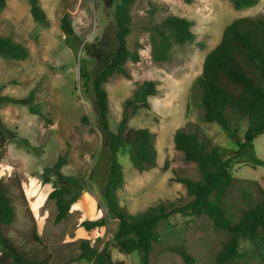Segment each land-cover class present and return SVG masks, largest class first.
Instances as JSON below:
<instances>
[{"label": "rangeland", "instance_id": "rangeland-1", "mask_svg": "<svg viewBox=\"0 0 264 264\" xmlns=\"http://www.w3.org/2000/svg\"><path fill=\"white\" fill-rule=\"evenodd\" d=\"M49 22L41 27L33 22L28 0H6L0 12V37L8 36L24 46L28 56L23 61L0 57V179L19 182L11 189L15 198L16 221L9 236L23 245L24 235L36 227L42 244L50 254V264H90L77 260L81 240L100 250L112 240L116 221L84 230L81 223L97 221L104 216L100 188L107 172L102 135L97 127L93 100L81 90L79 67L84 64L92 74L99 71L116 50L113 13L119 0H39ZM131 30L126 39L129 51H137L139 62L124 65L126 77L118 75L104 85L107 93L109 122L114 129L124 103L137 84L149 81L155 94L148 99L149 109L139 111L129 123L127 141L138 130L146 129L153 136L157 164L146 172L131 165L124 145L117 157L122 166L123 185L117 190L119 204L136 215L159 204L168 211L180 210L190 198L175 181L177 177L199 178L195 163L186 162L174 147V134L179 129L195 131L210 146L234 149L233 142L214 123L203 120V111L195 89L206 55L215 49L224 29L237 19L264 16V0L247 9L236 11L227 0H134L131 9ZM68 15L74 30L71 43L59 28V21ZM176 16L190 22L192 43L173 45L166 61L152 59L150 28L166 17ZM32 105L42 114L30 113ZM86 118L87 124L82 123ZM245 125L238 126L242 135ZM254 154L264 160V135L254 142ZM60 155L67 163L62 172L80 175L87 181L85 189L70 207L67 217L54 223L56 209L48 199L50 184L41 183V172L52 166ZM230 174L238 182L227 199L232 210L238 207L241 190L252 189L253 182L264 177L263 167H252L245 159L231 164ZM92 176L93 179H87ZM157 242L152 245L149 264H186L168 250L183 246L192 258L191 264H214L226 235L214 230L208 217L176 212L159 222L155 229ZM114 261L141 264V253L123 254L112 250ZM237 264H257L258 252L251 242L242 239Z\"/></svg>", "mask_w": 264, "mask_h": 264}, {"label": "trees", "instance_id": "trees-1", "mask_svg": "<svg viewBox=\"0 0 264 264\" xmlns=\"http://www.w3.org/2000/svg\"><path fill=\"white\" fill-rule=\"evenodd\" d=\"M182 1L190 4L194 0ZM227 1L234 10L239 11L255 6L259 0ZM133 2L119 0L115 6L113 22L116 50L107 63L94 74L84 64L79 67L81 90L93 100L107 160V172L100 188L104 216L97 221H84L81 227L89 231L114 220L116 230L112 240L107 241L100 250L93 248L89 241L81 240L77 260L90 264H126L112 259L111 252L115 249L126 255L140 252L141 264H149L152 245L157 242V225L176 211L197 217L204 215L211 221L214 230L226 235L225 242L214 256V264L239 263L242 239L251 242L257 250V264H264V177L259 182H253L252 189L241 190L236 210H231L227 205V199L238 182L229 172L231 164L245 159L252 167L264 168V160L254 154L255 140L264 135V16L244 17L228 25L219 45L206 55L201 74L195 82L203 120L216 124L235 148L210 146V142L200 139L195 131L177 130L173 138L175 149L182 153L186 162L195 163L199 173L197 180L186 177L175 179L190 201L180 210L168 211L159 204L132 215L118 201L117 190L123 185L124 175L117 155L127 145L129 161L136 171L142 173L156 167L157 151L148 130L140 129L133 139L126 140L131 119L139 111L149 109L148 99L155 94V86L149 81L137 84L136 90L123 105L116 127L112 129L104 85L118 75L126 77L124 65L127 62H139L138 52L129 51L126 42L131 30L130 9ZM28 4L33 22L45 27L49 19L40 1L28 0ZM5 5L6 0H0V12ZM190 26L189 21L176 16L166 17L153 25L150 28L152 59L156 62L166 61L173 45L192 43L194 34ZM59 28L65 36V42L71 43L74 30L68 15L60 19ZM27 56L28 51L24 46L8 36L0 37V57L23 61ZM30 102V113L42 117L37 106L32 105V92ZM82 123L87 124L85 117ZM242 123L245 130L241 135L238 126ZM4 142L3 133L0 132L1 147ZM66 163L65 156L60 155L40 175L42 184L52 186L48 199L55 205L54 223L67 217L87 181L80 175H65L62 170ZM87 179L92 180L93 177ZM14 188L24 199L18 181L12 183L0 179V264H50L51 256L43 246L34 224L24 235L23 245L15 244L9 236L11 226L16 221L15 198L11 193ZM168 250L178 254L186 264L193 262L183 246L169 247Z\"/></svg>", "mask_w": 264, "mask_h": 264}]
</instances>
